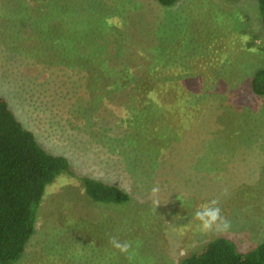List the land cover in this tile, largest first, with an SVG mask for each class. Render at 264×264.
<instances>
[{
    "label": "trees",
    "instance_id": "1",
    "mask_svg": "<svg viewBox=\"0 0 264 264\" xmlns=\"http://www.w3.org/2000/svg\"><path fill=\"white\" fill-rule=\"evenodd\" d=\"M180 1L0 0V67L23 78L29 73L41 79L32 67L26 72L22 63L18 66L19 59L38 58L36 65L49 64L45 67L51 71L49 75L62 78V82L51 77L42 81L41 85H50L45 93L48 98L64 87L82 91L87 102L89 96L105 98L104 102L118 96L125 99V118L119 117L118 124H126L127 132L119 134L118 140L139 142L143 135V154L149 166L161 161L163 152L168 158L184 152L186 141L195 136L196 144L206 149L204 136L214 137L218 125L223 134L218 137L224 140L230 135L235 140L240 133H234L244 121H253V98L264 99V67L240 72L231 66L234 58L230 57L236 53L234 41L237 43L233 33L222 32L218 25L201 33L181 32L180 26L166 22L160 23L164 35L157 33L158 45L143 38V44L136 46L129 35L137 30L131 23L136 13L154 7L171 9ZM221 1L234 4L239 0ZM256 2V30L247 25L235 29L245 38V51L257 49V42L264 43V0ZM241 16L247 23L249 17ZM144 30L148 33L147 28ZM206 49H211L212 58H206ZM226 66H231L230 72L236 71L235 82L241 81L237 88L234 81H218ZM55 98L58 100L49 99L62 105V97ZM233 99L239 100V105ZM101 109L103 114H110L107 106ZM228 112L234 117L226 118ZM204 120L212 126L204 128ZM249 139L238 135L235 141L242 148L235 147L231 155L223 147L219 150L225 159L245 156V164L252 153L264 158V141L250 143ZM68 170L67 160L42 149L0 97V264L21 259L35 233L46 188ZM80 181L87 199L96 205L112 207L130 202L129 194L116 185L86 177ZM178 264H264V241L240 252L233 241L217 237Z\"/></svg>",
    "mask_w": 264,
    "mask_h": 264
},
{
    "label": "rangeland",
    "instance_id": "2",
    "mask_svg": "<svg viewBox=\"0 0 264 264\" xmlns=\"http://www.w3.org/2000/svg\"><path fill=\"white\" fill-rule=\"evenodd\" d=\"M256 4V0H239L234 4L221 0H181L167 10L153 6L136 13L131 23L137 30L129 35L136 46L143 44V38L158 45L157 33L164 35L160 23L180 26L181 32L199 33L218 25L222 32L233 33L237 42L234 41L236 53L230 57L234 58L231 66L236 71L249 72L254 66L264 67V43L257 42V49L245 51V38L236 30L241 25L256 30L259 18ZM242 14L249 17L247 23ZM205 53L206 58L214 56L211 49ZM37 59H19L18 66L22 63L25 66L22 71L26 72L31 67L37 70L40 80L36 75L28 73L23 78L14 70L11 73L5 66L0 67V97L42 149L67 160L69 170L46 188L38 208L35 233L21 259L14 264H178L217 237L233 241L240 252L252 250L264 241L263 155L252 153L245 164V156L225 159L219 150L223 147L231 155L235 147L242 148L235 141L241 134L250 138V143L256 139L264 141V99L253 98L256 102L253 121H244L234 133L240 134L232 135L235 140L230 135L224 140L218 137L223 136L218 125L214 137L204 136L205 143L208 142L206 149L196 144L195 136L194 140L186 141L184 152H175L170 158L163 152L162 160L149 166L143 154L146 148L141 140L143 135L139 142L129 138L118 140L119 134L127 132L126 124H118V118H123L126 112L125 99L118 96L104 102L105 98L89 96L87 102L82 91L62 87L49 94L55 101L56 95L62 97V105L52 102L45 94L50 85L41 83L47 77L57 82H62V78L50 76L51 71L45 68L49 64L36 65ZM231 66H226L219 82H235L237 75L236 71L230 72ZM240 84L237 81L233 87ZM76 95L77 100H73ZM104 105L110 114L99 110ZM227 114L226 118L234 117L231 112ZM203 126L212 125L204 120ZM85 177L116 185L129 194L130 202L112 207L90 202L80 181ZM156 185L161 188L160 205L154 209L150 191ZM213 198L220 200L222 215L232 223L227 232H204L193 218L195 211ZM110 237L133 242L136 253L133 260L115 250L109 243ZM137 241L139 247H135Z\"/></svg>",
    "mask_w": 264,
    "mask_h": 264
},
{
    "label": "clouds",
    "instance_id": "3",
    "mask_svg": "<svg viewBox=\"0 0 264 264\" xmlns=\"http://www.w3.org/2000/svg\"><path fill=\"white\" fill-rule=\"evenodd\" d=\"M160 192L161 188L159 185L152 187L150 191V198L152 199L154 209L157 205H160ZM193 218L199 222V226L204 232L215 231L223 233L232 228L231 221L222 215L220 200L218 198L210 199L201 205L195 211ZM109 243L120 254L126 255L130 261L136 255L133 242L131 241H121L116 237H110ZM135 247H139L138 241L135 243Z\"/></svg>",
    "mask_w": 264,
    "mask_h": 264
}]
</instances>
